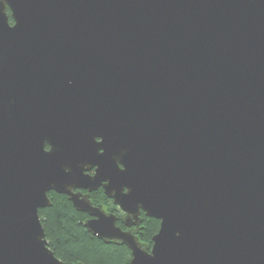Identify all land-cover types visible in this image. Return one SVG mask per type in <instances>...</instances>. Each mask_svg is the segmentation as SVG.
<instances>
[{"label": "water", "instance_id": "obj_1", "mask_svg": "<svg viewBox=\"0 0 264 264\" xmlns=\"http://www.w3.org/2000/svg\"><path fill=\"white\" fill-rule=\"evenodd\" d=\"M50 190L129 264H264V0H0V264H66Z\"/></svg>", "mask_w": 264, "mask_h": 264}, {"label": "trees", "instance_id": "obj_2", "mask_svg": "<svg viewBox=\"0 0 264 264\" xmlns=\"http://www.w3.org/2000/svg\"><path fill=\"white\" fill-rule=\"evenodd\" d=\"M9 14V11H8ZM9 20L11 17L9 15ZM52 205L39 210L48 246L66 264L79 261L85 264H129L131 252L124 244L105 243L93 236L84 226L85 214L77 211L64 194H49ZM103 200L104 195H96ZM159 221L151 219L139 240L151 245Z\"/></svg>", "mask_w": 264, "mask_h": 264}, {"label": "flooded vegetation", "instance_id": "obj_3", "mask_svg": "<svg viewBox=\"0 0 264 264\" xmlns=\"http://www.w3.org/2000/svg\"><path fill=\"white\" fill-rule=\"evenodd\" d=\"M47 148H48V146H47ZM88 173L93 174L94 173V168L90 169L88 171ZM74 191L75 192H80L81 194H88V197H89L90 202H91L92 205H94V206H101L106 212L113 213L116 216V224L118 226H120L123 230L131 229V231L133 233H135L138 236V238L142 235V232H143V230L145 228V224L148 221H150L151 219H154L152 217L146 216L145 213L143 211H141L140 212V222H139V224L136 225V226L135 225L128 226L124 222L127 213L124 210H122L117 204H115L112 198L107 197L105 195L102 186H98L96 189H94L92 191H88L87 189H84V188H75ZM53 193H55V194H62V193H57L54 190H50L48 192V197H49V194H53ZM99 193H102L104 195V199L103 200H97L96 199V195L99 194ZM51 205H52V203H51ZM72 206H73V204H72ZM43 208H45V207H43ZM43 208H39V210L40 209H43ZM80 212H82V211H80ZM82 213H84V212H82ZM84 214H85V219H84V222H85V220L88 219V218H90L91 216H89L87 213H84Z\"/></svg>", "mask_w": 264, "mask_h": 264}]
</instances>
